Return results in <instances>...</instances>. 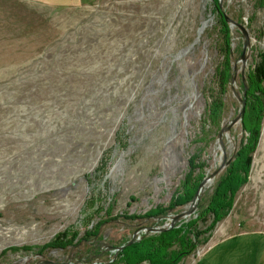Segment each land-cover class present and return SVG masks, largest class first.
<instances>
[{
  "label": "rangeland",
  "instance_id": "obj_1",
  "mask_svg": "<svg viewBox=\"0 0 264 264\" xmlns=\"http://www.w3.org/2000/svg\"><path fill=\"white\" fill-rule=\"evenodd\" d=\"M218 3L249 39L241 59L242 33L228 22L221 128L264 51V1ZM219 27L212 0H0V264H97L137 229L168 226L190 208L144 217L181 193L190 154L199 152L205 177L241 139L237 121L224 131L223 154L218 131L202 128L218 88ZM224 168L173 225L203 212ZM90 248L102 254L88 257ZM241 252L264 253V116L229 214L179 264H231Z\"/></svg>",
  "mask_w": 264,
  "mask_h": 264
},
{
  "label": "trees",
  "instance_id": "obj_2",
  "mask_svg": "<svg viewBox=\"0 0 264 264\" xmlns=\"http://www.w3.org/2000/svg\"><path fill=\"white\" fill-rule=\"evenodd\" d=\"M212 1L219 16L222 60L215 67L218 88L216 94L207 100L202 128L213 126L215 131H219L224 105L222 95L232 77V66L228 22L223 18V11L218 5V0ZM260 1L262 3L264 0ZM257 58L258 60L243 76L244 109L239 120L242 131L241 139L230 160L225 162L224 174L215 182L203 212L187 222L175 224L168 229L155 233H143L139 239L118 249L113 258L100 260L97 264H179L180 260L194 251L197 245L205 243L213 227L229 214L237 191L248 179L252 154L258 143L264 116V51L258 52ZM199 158L198 151L189 155L188 170L182 181L181 193L171 196L166 206L149 209L144 217L163 216L174 207L192 200L199 182L204 177L202 169L206 166L205 162ZM205 216L210 220L204 229L198 230L197 222ZM94 226L93 230L96 232L97 226ZM95 232H92L90 236H95ZM50 243L58 244L57 241ZM41 249L37 248V252ZM102 250L103 248H90L87 255L88 257H99Z\"/></svg>",
  "mask_w": 264,
  "mask_h": 264
},
{
  "label": "water",
  "instance_id": "obj_3",
  "mask_svg": "<svg viewBox=\"0 0 264 264\" xmlns=\"http://www.w3.org/2000/svg\"><path fill=\"white\" fill-rule=\"evenodd\" d=\"M218 5L220 6V3H218ZM223 18L225 19V21L235 25L236 27H238L242 33V36H243V45H242V51H241V59H243L244 55H245V50L249 44V39H248V34H247V31L246 29L244 28L243 25H241L240 23L236 22L235 20H232L230 19L224 12H223ZM243 96H244V93H242V96L239 98L240 99V110L238 112V114L232 118L227 124H225L224 126H221V128L219 129L218 133H217V136H218V141L221 145V149H222V153L224 154V151H223V147H222V136L224 134V131H226L227 129H229L235 122L239 121L241 119V115H242V112H243V109H244V100H243ZM225 164V155H223V159L221 161V164L219 165L218 168H216L211 174H209L208 176H205L198 184V187L194 193V196L191 200V206L188 210H186L185 212H182V213H179L175 216H173L171 218V221L170 223L168 224V226H164V227H156V226H153V227H143L142 231L143 233H148V232H159V231H162V230H165V229H168L170 227H172L173 223L175 220H177L179 217L181 216H185V215H189L191 213L194 212L195 208H196V204L199 200V196H200V192L202 190V187L204 186V184L210 179L212 178L218 171L221 167H223ZM140 232V229H137L136 231L133 232L131 238L129 240H127L126 243L124 244H121V245H118V246H109V248L113 251H117L118 249L122 248L124 245H128L130 243H132L135 239H139L140 236H138ZM37 264H55L54 262L52 261H49V260H42V261H39Z\"/></svg>",
  "mask_w": 264,
  "mask_h": 264
},
{
  "label": "crops",
  "instance_id": "obj_4",
  "mask_svg": "<svg viewBox=\"0 0 264 264\" xmlns=\"http://www.w3.org/2000/svg\"><path fill=\"white\" fill-rule=\"evenodd\" d=\"M258 253H261V250L262 249H258V248H256L255 249ZM231 254H233L232 252H231ZM244 254V252H241L240 253V257H233V262H231V264H264V256H263V254L260 256V257H258V255H256L255 257L256 258H252V259H245V258H243V257H241V255H243Z\"/></svg>",
  "mask_w": 264,
  "mask_h": 264
},
{
  "label": "bare ground",
  "instance_id": "obj_5",
  "mask_svg": "<svg viewBox=\"0 0 264 264\" xmlns=\"http://www.w3.org/2000/svg\"><path fill=\"white\" fill-rule=\"evenodd\" d=\"M207 183V182H206Z\"/></svg>",
  "mask_w": 264,
  "mask_h": 264
}]
</instances>
